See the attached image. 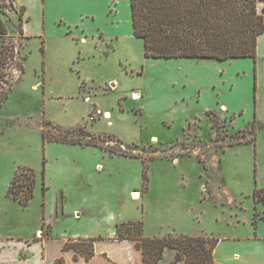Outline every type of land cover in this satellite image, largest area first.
<instances>
[{
  "label": "rangeland",
  "instance_id": "obj_1",
  "mask_svg": "<svg viewBox=\"0 0 264 264\" xmlns=\"http://www.w3.org/2000/svg\"><path fill=\"white\" fill-rule=\"evenodd\" d=\"M19 1L25 40L24 10L0 0V264H75L87 249H63L85 239L70 236L126 218L145 236L214 237L215 259L249 263V241L234 237L264 183V32L255 59L146 58L129 0H44V14L41 0ZM97 108L109 118L90 120ZM21 166L36 173L26 205L7 195Z\"/></svg>",
  "mask_w": 264,
  "mask_h": 264
},
{
  "label": "trees",
  "instance_id": "obj_2",
  "mask_svg": "<svg viewBox=\"0 0 264 264\" xmlns=\"http://www.w3.org/2000/svg\"><path fill=\"white\" fill-rule=\"evenodd\" d=\"M260 3L263 5L259 8ZM129 4L132 33L142 40L146 58H256L257 39L264 32V0H129ZM18 20L21 26L20 15ZM5 33L0 16V36ZM42 138L52 140L51 135L42 134ZM35 183L34 169L21 166L10 180L7 195L26 205L33 197ZM45 188L42 184V191ZM252 194L256 201L264 200V189L254 188ZM115 230L114 238L131 240L141 251L142 259L137 264H159L165 249L174 250L167 264H216L212 252L218 240L214 237L170 233L145 236L140 219L117 222ZM94 240L71 241L63 249L81 252L85 248L87 259L94 254Z\"/></svg>",
  "mask_w": 264,
  "mask_h": 264
},
{
  "label": "crops",
  "instance_id": "obj_3",
  "mask_svg": "<svg viewBox=\"0 0 264 264\" xmlns=\"http://www.w3.org/2000/svg\"><path fill=\"white\" fill-rule=\"evenodd\" d=\"M108 1L109 0L106 1V5H107ZM14 2L18 6H22L23 10H24V12L22 14L23 23L21 24L22 25L21 32L24 35L23 39L25 40L26 37L32 36L31 34H28L24 29V24L29 19V16L28 15L26 16L27 8H26V5L23 4V1L14 0ZM41 5H42L43 14H44V9H45V1L44 0H41ZM258 7L260 8L261 6L259 5ZM85 16L88 18L89 17L92 18V14H86ZM43 20H44V17H43ZM57 20H60V19H56L55 21H57ZM68 26L70 27V25H68ZM40 33L43 34V31H41ZM259 37H260V35L258 36V39H257V45H258ZM256 52H257V46H256ZM0 54H1V42H0ZM183 58L195 59V60H199V61L217 60V59H213V58H201V59L188 58V57H183ZM238 58H242V57H238ZM231 59H236V58H228V59H224V60H231ZM224 60H218V61H224ZM22 72H24V66H23ZM7 96L8 95L6 94L4 97V100L6 99ZM3 101H2V103H3ZM222 106H224V107L226 106L225 109L227 110L226 104L222 103ZM222 109L225 110L224 108H222ZM46 143H49V141ZM65 143H67V142H65ZM70 144L78 145L76 143H70ZM78 146H80V147H88V146L95 147V148L100 150V154H102V156H105L103 151H102L103 149H101L100 147H98L96 145H78ZM109 156L111 157L112 155H109ZM117 157H119V156H117ZM125 159H127V158H125ZM99 164L100 163H96V165H99ZM99 167H100V165H99ZM130 187L131 186L129 184L128 186L125 187V190L126 191L130 190ZM254 188L264 189V183H261L260 186H257L256 181H254L253 188L251 189L250 192L253 193ZM243 192L244 191H240V194H242ZM252 193L245 195L248 197L251 196V198H250V202H251L250 208L251 209H249L250 210V212H248L249 214H246L245 212H243L246 210V208L242 209L239 207L240 212L238 213L239 216H238V219L236 220L238 224H241V223L244 224L243 227H245V229L243 230V232H246V233L235 236L234 238H237L238 240L244 239L246 241H249L248 254H243V256H242V258L244 256H247V258L249 259L250 262L246 263V264H264V200H257L256 201L254 199ZM237 198L240 199L238 196H237ZM63 199H64V190L62 189L61 190V201H63ZM136 207H138V206L136 205ZM80 216H82L81 208H78V207L74 208L72 211V217H74L75 219H79ZM128 219H138V218H126V219H122L120 221L128 220ZM43 221H44V215L42 216V223H43ZM120 221H116L115 226H116V223L120 222ZM245 224H248V225H245ZM171 226L173 227V225H171ZM237 229H240V227H238ZM171 232H173L172 234H187V233L179 232L174 227H173L172 231H170V227L167 228L165 230L164 234L171 233ZM115 234H116V230H115V232L113 231L110 234L100 233V232L95 233V234L76 233L73 236H70V237H74V238H85V239L86 238H92V236L105 237V238L99 237L96 241L94 240V242H93L94 254L92 256H90L87 259L85 257L80 256V257H78V259H75V261H76L75 264H137V263H140L141 259H142V254H141V251L138 248H136V246L134 245V242L131 240H128V239H122V240L116 239V238H114ZM187 235H193V234H187ZM194 235H197V234H194ZM216 246H217V243H216V245L213 249V252H212L213 260L216 264H220L219 262H221V264H222L223 260H221L220 258L215 259V257H214V255H215L214 250H215ZM173 256H174V250L165 249L164 254H163V258L160 260L159 264H167L168 261ZM64 257H65V255H64ZM69 257L72 260V255ZM232 258H234L233 260H235V261L240 260L239 254L235 253L234 256L232 255L231 257L229 256L227 258V262L229 264H231ZM65 260H66V258H65Z\"/></svg>",
  "mask_w": 264,
  "mask_h": 264
},
{
  "label": "built area",
  "instance_id": "obj_4",
  "mask_svg": "<svg viewBox=\"0 0 264 264\" xmlns=\"http://www.w3.org/2000/svg\"><path fill=\"white\" fill-rule=\"evenodd\" d=\"M106 114H109L108 111H104V110H101V109H95V110H92V114H90L89 112V119L90 120H94L96 118V116H101L102 118H105Z\"/></svg>",
  "mask_w": 264,
  "mask_h": 264
},
{
  "label": "bare ground",
  "instance_id": "obj_5",
  "mask_svg": "<svg viewBox=\"0 0 264 264\" xmlns=\"http://www.w3.org/2000/svg\"><path fill=\"white\" fill-rule=\"evenodd\" d=\"M138 95H133L132 98H137ZM109 113V112H108ZM110 114H106L105 118H109ZM152 139L153 140H156V136H152ZM134 192V191H133ZM133 195L134 198H136L138 196V193L134 192V193H131Z\"/></svg>",
  "mask_w": 264,
  "mask_h": 264
}]
</instances>
